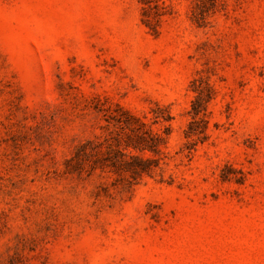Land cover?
<instances>
[{"label": "rangeland", "instance_id": "rangeland-1", "mask_svg": "<svg viewBox=\"0 0 264 264\" xmlns=\"http://www.w3.org/2000/svg\"><path fill=\"white\" fill-rule=\"evenodd\" d=\"M0 264H264V0H0Z\"/></svg>", "mask_w": 264, "mask_h": 264}, {"label": "trees", "instance_id": "trees-1", "mask_svg": "<svg viewBox=\"0 0 264 264\" xmlns=\"http://www.w3.org/2000/svg\"><path fill=\"white\" fill-rule=\"evenodd\" d=\"M201 109L199 105L196 106L195 103H193L191 111L192 119L188 122L187 128L184 131L185 137H187L192 144L205 140L206 120L200 115ZM117 122L123 127L128 128L130 133L127 134V139L123 144L118 142V145L122 146H120V148L111 149L113 154L106 156L105 159L109 160V164L115 167V171L127 172L134 180L144 173L149 174L152 169V163H154L156 159L144 156V153L146 151L152 153L159 152V144L163 136L153 132L147 127L146 122L140 120L137 125L129 124L126 120H117ZM90 146H92L91 149L95 147V145ZM132 150L139 151L140 154Z\"/></svg>", "mask_w": 264, "mask_h": 264}]
</instances>
